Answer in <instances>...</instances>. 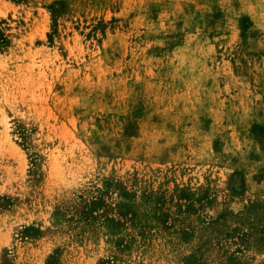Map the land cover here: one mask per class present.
Here are the masks:
<instances>
[{
    "label": "rangeland",
    "instance_id": "rangeland-1",
    "mask_svg": "<svg viewBox=\"0 0 264 264\" xmlns=\"http://www.w3.org/2000/svg\"><path fill=\"white\" fill-rule=\"evenodd\" d=\"M0 20V264H264V0Z\"/></svg>",
    "mask_w": 264,
    "mask_h": 264
},
{
    "label": "trees",
    "instance_id": "trees-1",
    "mask_svg": "<svg viewBox=\"0 0 264 264\" xmlns=\"http://www.w3.org/2000/svg\"><path fill=\"white\" fill-rule=\"evenodd\" d=\"M13 1H21V0H13ZM52 8V11L55 12L56 10ZM2 23H4V20H0V50H3L7 48L10 43V35L6 32V29L2 26Z\"/></svg>",
    "mask_w": 264,
    "mask_h": 264
}]
</instances>
